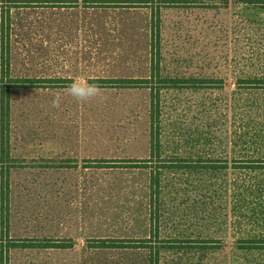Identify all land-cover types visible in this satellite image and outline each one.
<instances>
[{
  "label": "rangeland",
  "instance_id": "obj_1",
  "mask_svg": "<svg viewBox=\"0 0 264 264\" xmlns=\"http://www.w3.org/2000/svg\"><path fill=\"white\" fill-rule=\"evenodd\" d=\"M108 1L0 0L8 110L0 264H264V169L237 161V149L219 162L224 168L165 171L151 233L149 171L141 163L149 155V91L132 83L149 76L151 11ZM163 1L164 71L221 79L183 97L226 103L223 135H244L250 145L261 135L253 157L264 160V89H255L264 84L240 82L264 79V6ZM77 77L99 84L103 98L79 103L68 96ZM57 94L59 109L52 107ZM237 98L243 115L257 104L253 117L236 116ZM248 119L256 125L248 128ZM13 243L38 246L9 248ZM47 243L69 247H42ZM102 243L121 247H97Z\"/></svg>",
  "mask_w": 264,
  "mask_h": 264
},
{
  "label": "trees",
  "instance_id": "obj_2",
  "mask_svg": "<svg viewBox=\"0 0 264 264\" xmlns=\"http://www.w3.org/2000/svg\"><path fill=\"white\" fill-rule=\"evenodd\" d=\"M31 1V0H27ZM98 7L105 6L108 0H96ZM130 4H141L139 6L148 7L151 11V44H150V71L149 76L139 79L138 82L132 81L134 86L144 87L149 91V155L148 158L141 160L144 168L149 171V209H150V231L153 233L157 229L158 223V194L161 178L165 171L170 169H217L224 168L220 161L226 162L229 151L237 149V154L242 155L237 161H250L257 167L262 168V157H253L261 150L259 144L263 142V137L258 135L253 145L244 135L231 138L225 133V129H220L221 122L227 118V111L230 108L217 107L215 103L206 105L204 102L192 103L183 97V92L191 90L199 92L209 88H215L217 83H223L221 79L203 78L194 76H172L166 73L162 67V56L160 52V10L166 7L163 0H127ZM255 3L264 6V0H256ZM131 6V5H128ZM5 19L1 18V25L4 26ZM7 63V62H6ZM1 64L5 65L3 57ZM128 83L130 81H127ZM241 83L264 84L263 78L241 80ZM255 89H264L263 86ZM261 95L256 94V96ZM6 95L0 87V159L5 155L3 147L4 124L7 119V107H4ZM243 102H246L243 100ZM233 110L236 116L255 115L257 104H247L244 108L247 115L238 112L237 103L233 101ZM237 104V105H236ZM249 126L256 125V122L248 119ZM240 128V127H239ZM248 134L250 132L248 131ZM252 143V141H251ZM260 166V167H259ZM246 167V166H245ZM3 184V180H1ZM7 187V185H6ZM38 245H28L27 243L11 244L9 248H32ZM42 247H69L65 244L47 243ZM100 248H120L118 244H99ZM149 264H153L149 261Z\"/></svg>",
  "mask_w": 264,
  "mask_h": 264
},
{
  "label": "clouds",
  "instance_id": "obj_3",
  "mask_svg": "<svg viewBox=\"0 0 264 264\" xmlns=\"http://www.w3.org/2000/svg\"><path fill=\"white\" fill-rule=\"evenodd\" d=\"M102 88L97 83L89 82L84 77H77L67 86L66 93L79 103L87 102L94 98H103ZM61 106V95L57 94L52 100V107L59 109Z\"/></svg>",
  "mask_w": 264,
  "mask_h": 264
}]
</instances>
